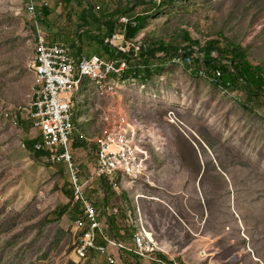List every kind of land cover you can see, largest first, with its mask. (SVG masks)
<instances>
[{"label":"rangeland","instance_id":"1","mask_svg":"<svg viewBox=\"0 0 264 264\" xmlns=\"http://www.w3.org/2000/svg\"><path fill=\"white\" fill-rule=\"evenodd\" d=\"M29 1L0 0V264H80L75 251L81 232L75 236L72 229L80 207L72 204L65 165L30 148L37 131L31 133L29 120L19 113L4 116L8 106L26 110L33 98L40 42ZM141 1L50 0L38 23L50 41L114 58L94 37L120 45L105 22L113 21L116 34L123 32L121 14H145L144 28L131 39L134 48L161 40L174 47L192 43L197 51L192 63L183 55L153 58L150 75H114L105 94L91 80L82 82L73 97L71 151L84 178L95 167L96 144L108 137L106 127L117 116L111 107H118L119 132L130 138L137 157L143 151L150 157L147 172L137 167L112 176V183L98 177L87 193L101 216L109 217L112 207L121 211L120 219L127 212L129 224L120 221L123 235L134 237L142 226L151 235L150 225L158 230L171 250L156 241L168 252L156 258L169 264H264V86L255 94L243 80L226 88L199 70L201 47L217 41L228 51L218 63L229 64L235 45L264 71V0ZM88 10L102 21L88 18ZM136 174L140 179L127 180ZM119 229L114 222L108 234L118 236ZM124 237L125 245H133ZM120 252L123 260H150ZM104 260L92 251L87 264Z\"/></svg>","mask_w":264,"mask_h":264},{"label":"built area","instance_id":"2","mask_svg":"<svg viewBox=\"0 0 264 264\" xmlns=\"http://www.w3.org/2000/svg\"><path fill=\"white\" fill-rule=\"evenodd\" d=\"M50 6V0H31L30 7L27 12L35 18L38 30V41L41 43L42 56L37 64L41 69V96L30 110L11 111V107L5 108L4 116L7 118H17L18 113L22 119L29 120L32 128L37 130V135L34 137V144L32 150L37 152L39 150L51 151V159L53 163H63L67 169V180L72 190V204L81 205V212H74L73 233L76 236V219L86 218L95 219L98 223L99 239L89 240L88 235L76 236L80 238L81 255L76 256L80 264H87V254L96 251L105 256L107 264H117L115 255L111 248L118 250H125L133 254L146 258L155 259L158 264H169L166 261H158L154 258L149 250L143 247V243L135 242L132 239L133 247L125 245L122 241L110 237L108 234L109 223L106 217L101 216L98 206L94 199L87 193L89 184L98 177H104L112 183V174L116 170H124L128 162V158H122V153L119 152L114 145V135L121 134L119 132V118L121 117L118 107H111L117 109V116H112L111 123L108 129V138L106 139V148H98L96 144L95 153V167L87 178L83 176V169L81 164L75 159L71 151V141L74 137V128H71V120L73 116L70 113V93L71 88L75 82L79 81L81 68H88V72L105 71L107 74L131 76L133 73L129 71L134 67L132 63H126V58H104L98 55L88 56L86 54L76 53V63H69L66 59V47L69 43L63 41H50L46 35L39 28L38 23L44 20V10ZM130 18L127 16L119 19L120 23H128ZM114 39L121 41L120 45H115L118 50H123V53H128L131 50V42L125 39L122 32L112 34ZM143 44H138V49H134L139 53ZM182 49V48H180ZM187 52V63L194 62L195 53ZM163 55H165L163 53ZM213 57L214 55L212 53ZM205 53L202 51L199 56L200 68L199 70L207 71L205 64ZM143 67V66H141ZM234 71V68H231ZM212 75L221 77L220 74ZM229 87L231 82L227 81ZM126 138V136L124 135ZM130 140V138H126ZM49 156V155H47ZM149 156L146 151L138 153V159L135 160L138 164V170L148 171ZM139 177L133 176L127 178L133 183ZM72 206L70 207V209ZM109 216L115 217L118 220L121 211L117 207L109 208ZM129 224V216L125 220ZM101 242H99V240ZM124 256L127 253L123 254ZM175 264V262L171 263Z\"/></svg>","mask_w":264,"mask_h":264},{"label":"trees","instance_id":"3","mask_svg":"<svg viewBox=\"0 0 264 264\" xmlns=\"http://www.w3.org/2000/svg\"><path fill=\"white\" fill-rule=\"evenodd\" d=\"M70 1V0H67ZM168 0H160V2L157 4V6L163 4ZM172 1V0H169ZM137 3V2H136ZM138 3H143L141 0H139ZM89 10H92L91 7L88 8ZM88 10V12H89ZM126 12V10L124 11ZM90 13V12H89ZM91 14V13H90ZM115 15V13H111L109 17ZM120 16H127L130 18V21L128 23H121L123 28V34L125 36V39L128 42H131V50L128 53H123L122 51L118 50L116 47H113L112 45L107 43V48L105 47L106 52L109 54V56H113L114 58L117 57H125L126 60H128L130 63H134L137 60V63L139 65L134 66L130 71H133L134 75H131L130 77H142L143 71L146 73V75H150L152 69V65L150 63V59H158L160 58H171L175 55H183V58H187V52L192 54L195 52V47L192 45V43L186 47H174L171 45L165 44L163 41H155L153 44L148 45L146 43H142L143 47L138 52H135L133 47V42L131 41L132 38L136 37L140 30L144 28V23L146 21L147 16L145 14H138L136 16H129L128 13H123ZM119 16V17H120ZM104 16L101 15V18ZM96 19V18H95ZM106 25L108 26V32L109 35L115 33L114 30V23L113 21L106 22ZM186 37H188V34L186 33ZM141 42L137 43L140 44ZM193 43L198 44L197 41H194ZM219 42L217 41H208L205 46L201 47V50L205 53V64L208 68L207 71L202 70L205 75H207L208 78L213 79L217 85L231 88L236 86L239 81H244L246 83V87H248V90L252 93H257V91L263 90L261 87L264 86V71L260 65L253 64L248 58L244 50L240 49L238 46L233 45L232 49L230 50L232 52V56L227 61L229 64L224 63H218V61L222 58L225 59L224 53L228 52L226 49H220ZM182 48V51L178 52V50ZM214 51H219V55L216 57H213L212 53ZM165 55H161V54ZM177 57V56H176ZM182 58V57H181ZM175 59V58H174ZM142 63H139L141 62ZM227 60V59H226ZM186 66L189 64H185ZM143 66V67H141ZM234 68V71L231 70V68ZM196 72V71H195ZM194 73V72H193ZM199 73V72H196ZM213 74H220L221 77L212 75ZM227 81L231 82V87L227 83ZM254 88L257 90L255 91ZM75 120V119H74ZM75 124V122H74ZM34 144V141L29 142L30 148H32ZM35 154L41 156V155H51V151L48 150H39L35 152ZM79 209V206L77 205V210ZM76 210V211H77Z\"/></svg>","mask_w":264,"mask_h":264},{"label":"bare ground","instance_id":"4","mask_svg":"<svg viewBox=\"0 0 264 264\" xmlns=\"http://www.w3.org/2000/svg\"><path fill=\"white\" fill-rule=\"evenodd\" d=\"M30 3L31 1L28 2L29 7H30ZM137 49H138V46H137ZM120 51L123 52V50H120ZM41 56H42V48H41V43H40L38 54L33 64V69L36 73V84L33 87V98L28 103L26 110H30L31 108H33L35 102L39 100L41 96V69L37 66ZM66 59L68 60L69 63H76V52L74 51V48L71 47L70 45L66 47ZM126 63H130V62L126 60ZM113 77L114 75L107 74L105 71H96L95 73V72H88V68H81V74L79 75V81L75 82V84L71 88V93H70V113L73 116V119H75V112H74L75 107H74L73 97L77 89L81 86V84H83L82 82L85 80L87 81L91 80L92 82L95 83V85H97L99 90L105 94V92H110L111 89H113V84H111V82L113 83ZM71 128H74V132H75L76 127L74 124V120H71ZM107 138L108 137H106L104 140L100 142L99 148H106ZM114 145L116 149L122 153V158H128L129 163H127L124 170L114 171L112 176H115L119 173H126V172L133 173L138 167V164H136L135 162V160H137L138 157L133 147L128 143V141L126 140L123 134L114 135ZM78 206L80 207L79 211L81 212V205H78ZM76 230H79L81 232L80 236L88 235L89 240L99 239L98 223L95 219H88V220H86V218L76 219ZM133 239L135 240V242L143 243V247L147 248L151 255H153L155 252H161V254L162 253L168 254V252L166 253V251L157 244L153 235H151L144 226H142L141 228L139 227ZM75 254L76 256L81 255L80 238H79V242H78V246L76 248ZM88 260H90V254H87V261ZM158 261H164V260H162L159 257Z\"/></svg>","mask_w":264,"mask_h":264},{"label":"crops","instance_id":"5","mask_svg":"<svg viewBox=\"0 0 264 264\" xmlns=\"http://www.w3.org/2000/svg\"><path fill=\"white\" fill-rule=\"evenodd\" d=\"M97 8H99L98 6H97ZM87 17L88 18H90V19H92V20H94V21H98V22H101L102 20L100 19V17H97L96 15H94V16H92V12H91V14L89 13V16L87 15ZM96 18V19H95ZM106 22H108V21H106ZM106 22H105V24H106ZM138 35V34H137ZM94 39H96L99 43H100V45L102 46H104V44L105 43H108L107 41L105 42L104 40H102V41H100L101 39H99L98 37H94ZM109 44V43H108ZM77 53V52H76ZM77 54H80V53H77ZM81 54H82V52H81ZM90 55H97V54H90ZM99 56V55H98ZM33 129L34 128H31V133H33V132H35V131H37L36 129H34V131H33ZM37 135V134H36ZM36 135H34L33 137H35ZM47 156V155H46ZM153 200H155V198H152ZM169 208H170V206H169V204L167 205ZM122 217H124V218H122V219H120V216H119V218H118V220H121L122 221V223L123 222H126L125 220L127 219V212L125 213V215L123 216L122 215ZM106 219H107V222L109 223V228H111L112 229V227H113V223L115 222V224H118V226H119V230H118V236H117V234L116 235H112V237L114 238V239H117V240H119V241H122V242H124L125 244H127V245H129V243H128V238L127 237H124V236H129L130 237V239H131V241H132V239H133V236L131 235V234H128V235H123L124 233L123 232H121V227L123 226V224H120V222H116V220H115V217H113V216H109V217H106ZM145 220V222L146 223H149V221L147 220V219H144ZM150 225V224H149ZM150 228H151V230H152V233H153V235H154V237H155V241H157L158 243H160V245H162L165 249H167L169 252H170V250H171V248L169 247V240L167 241L165 238H162V237H160L159 236V231L158 230H154L153 229V227H151V225H150ZM115 230H117L116 228L115 229H113V231H115ZM132 231V230H131ZM108 233H109V229H108ZM123 236V237H120L121 235ZM123 239V240H122ZM125 240V241H124ZM131 244H132V242H131ZM129 247H133V245H131V246H129ZM111 250H112V252H113V254L115 255V257H116V260H117V264H135V262L138 264V262L139 261H143L141 264H158L156 261H155V259H152V258H149L150 260H151V262H150V260H148V259H142V260H140L139 259V257H138V260H137V258H130V259H126V258H124V260H123V257H122V254H121V252H120V250H118L117 248H111ZM122 251V250H121ZM154 256V258H156V257H158V256H165V254L164 253H162L161 254V252H155L154 254H153ZM137 257V256H136ZM134 260V261H133ZM105 261V260H104ZM103 261V262H104ZM127 261V262H126Z\"/></svg>","mask_w":264,"mask_h":264}]
</instances>
